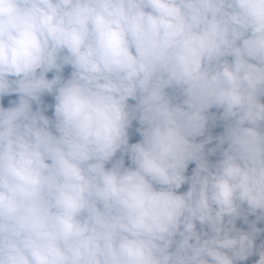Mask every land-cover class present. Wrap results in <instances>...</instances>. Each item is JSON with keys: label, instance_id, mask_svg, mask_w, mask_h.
<instances>
[{"label": "clouds", "instance_id": "9594fccd", "mask_svg": "<svg viewBox=\"0 0 264 264\" xmlns=\"http://www.w3.org/2000/svg\"><path fill=\"white\" fill-rule=\"evenodd\" d=\"M0 264H264V0H0Z\"/></svg>", "mask_w": 264, "mask_h": 264}]
</instances>
